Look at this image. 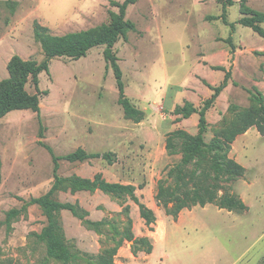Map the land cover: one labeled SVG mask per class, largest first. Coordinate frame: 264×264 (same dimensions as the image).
Segmentation results:
<instances>
[{"label": "rangeland", "instance_id": "374dc122", "mask_svg": "<svg viewBox=\"0 0 264 264\" xmlns=\"http://www.w3.org/2000/svg\"><path fill=\"white\" fill-rule=\"evenodd\" d=\"M123 1L0 0V81L8 77L13 56L37 62L44 58L35 24L57 36L97 31L111 23ZM125 20L133 28L118 39L113 53L125 96L143 112L142 121L124 117L104 46L76 59L54 57L38 75V89L30 81L26 84L27 92L39 95L42 127L30 109L0 118V264H60L46 259L45 246L36 237L45 224L38 206L29 205L6 220L10 209H20L53 182L51 156L42 144L56 155L78 147L113 152V163L101 158L61 160L59 174L91 178L100 173L107 181L131 184L139 201L156 216L154 224L146 225L128 196L60 192L61 201H78L90 219L105 221L94 231L62 211L61 223L73 251L96 255L119 243L114 264H264V135L255 127L238 135L229 151V157L245 168L244 174L232 182L221 181L218 191L237 195L247 210L206 204L173 217L156 199L159 182L173 185L168 171L181 157L167 153V134L182 129L194 136L198 131V114L178 117L173 113L176 106L189 102L200 107L230 72L228 85L206 113L209 141L239 113L254 108L246 89L264 95V0H137L126 8ZM202 169L186 167L188 173L195 170L188 187L203 181ZM164 228L165 241L162 235L157 242ZM125 231L132 240L123 237ZM142 237L147 243L138 241Z\"/></svg>", "mask_w": 264, "mask_h": 264}, {"label": "trees", "instance_id": "16d2710c", "mask_svg": "<svg viewBox=\"0 0 264 264\" xmlns=\"http://www.w3.org/2000/svg\"><path fill=\"white\" fill-rule=\"evenodd\" d=\"M137 0H124L117 4L118 13L112 16L111 23L100 27L97 31L85 30L69 32L64 35H51L48 29L35 24L34 36L40 43L44 58L37 62L31 59H22L13 56L8 65V77L0 81V118L8 112L16 109H30L39 118V95L27 92L25 86L30 81L38 89V75L48 69L49 61L54 57L66 56L80 58L96 46H104L103 56L112 68L116 87L118 90L119 104L122 107L124 117L138 123L143 120V112L136 108L125 96L122 72L113 53V47L118 39L126 34L133 24L125 20L126 8ZM262 19L263 16H257ZM246 25L253 26L254 22L247 21ZM230 72L227 71L222 81L212 87V93L205 99L200 107L185 102L176 106L173 113L178 117L186 118L198 114V131L196 135H190L182 129L169 132L165 140V148L168 154H180V161L168 171L173 179V185L158 183L156 199L164 208L166 214L176 217L183 209L193 206L204 207L206 204H215L219 209L243 212L247 210L244 201L235 194L224 193L218 195L220 182H232L244 174L245 168L232 157H229L231 144L235 138L245 133L249 128L255 127L264 135V95L258 90L246 89L254 108L243 111L237 115L227 127L219 131L209 141L205 140L207 127L206 113L213 106L221 91L228 85ZM232 84L237 86L236 81ZM48 151L52 160L53 182L50 188L43 194L30 197L20 209L12 208L7 212L6 220L18 216L29 205L38 206L44 217L45 224L36 234L37 239L45 246L47 260H54L60 264H114L113 257L119 247V243L103 249L96 255L77 253L68 244L60 219L62 211H68L72 216L80 220L81 224L91 230L100 231L105 221H95L89 218V212L78 201L64 202L57 195L60 192L74 194L79 191H100L118 198L128 196L139 209V215L146 225L154 224L156 216L154 212L139 201L135 195V187L131 184L107 181L102 174L97 173L93 177H82L76 174L62 176L59 174L60 161L83 162L95 158H101L108 163L115 161V154L111 151L87 152L81 147L76 148L64 155H56L47 144H42ZM193 164L196 169L202 167L203 181L193 182L188 187V182L195 178V170L190 173L186 167ZM209 180V182H207ZM126 240H132V234L128 231L123 236ZM138 241L147 243V238L142 237ZM147 251H152L149 243Z\"/></svg>", "mask_w": 264, "mask_h": 264}, {"label": "crops", "instance_id": "0c3cea01", "mask_svg": "<svg viewBox=\"0 0 264 264\" xmlns=\"http://www.w3.org/2000/svg\"><path fill=\"white\" fill-rule=\"evenodd\" d=\"M195 208V207H194ZM193 208V209H194ZM193 209L191 210H189V209H186L185 211H189V212H191V211H193ZM182 215H183V213L180 215V216H178L176 219H172V221L173 222H177L178 221V219H180L181 217H182ZM184 229H186V228H184ZM166 233H167V228H164L163 230H161V232H159V234H158V237H156V239H157V242H160L159 240L161 239L160 237L162 236V235H164V238H163V242L165 241V238H166ZM163 242H161V244L163 243ZM156 246V245H155ZM163 254H164V257H166L167 259L169 258V256L167 255V254H165V252H163ZM166 263L165 264H167V261H165Z\"/></svg>", "mask_w": 264, "mask_h": 264}]
</instances>
